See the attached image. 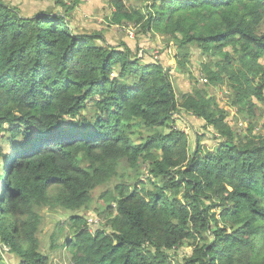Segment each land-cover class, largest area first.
Returning a JSON list of instances; mask_svg holds the SVG:
<instances>
[{
    "label": "trees",
    "instance_id": "trees-1",
    "mask_svg": "<svg viewBox=\"0 0 264 264\" xmlns=\"http://www.w3.org/2000/svg\"><path fill=\"white\" fill-rule=\"evenodd\" d=\"M111 4L112 25L197 48L214 59L206 83L226 81L239 112L264 111V0ZM66 15L22 17L0 2V246L12 264H49L34 208L81 209L121 160L146 172L133 188L100 194L104 228L70 217L62 245L72 264H169L183 244L192 250L183 264H264V124L239 136L204 89L178 101L160 63L99 45ZM182 112L214 131L212 151L199 136L190 150L173 129Z\"/></svg>",
    "mask_w": 264,
    "mask_h": 264
},
{
    "label": "rangeland",
    "instance_id": "rangeland-1",
    "mask_svg": "<svg viewBox=\"0 0 264 264\" xmlns=\"http://www.w3.org/2000/svg\"><path fill=\"white\" fill-rule=\"evenodd\" d=\"M112 0H0L22 17H31L37 12H53L64 14L70 20L76 22V16H80L79 24H72V29L77 33H91L100 36L99 45L111 47L126 45L131 50V56L143 57L147 63L156 61L160 63L168 73L174 94L179 101L183 94L191 93L195 88H202L208 97L215 99L218 106L227 111L226 121L232 130L239 136L248 133V128L254 127L253 134H262L261 126L264 124V111L257 101L252 100L260 109L254 114L239 112L233 105L234 95L229 86L224 83L209 85L202 81L205 79L203 67L214 59L203 55L195 47L180 48L175 40L157 33L145 32L139 26L133 24L112 25L110 16L114 12ZM146 0H122L128 8L143 9ZM35 6L34 8H30ZM74 15V16H73ZM84 22V23H83ZM83 23V24H81ZM258 29V33L262 31ZM186 51V53H185ZM183 56H185L183 58ZM264 66V59L260 60ZM206 80V79H205ZM251 125V126H250ZM174 130L184 132L188 137L189 148L196 144V136L202 148L212 151L217 144V136L214 131L205 125L202 120L195 119L192 115L182 112L174 115ZM145 136L149 133L139 130ZM117 175L108 183L96 187L91 192V201L81 209L71 212L58 206L41 205L34 208L37 214L38 229L37 238L39 250L49 259V264H72L67 249L62 245L64 240L70 238L69 219L72 215L82 217L84 220H95L97 229L104 228L102 210L105 203L99 198L105 191H113L116 186L131 188L146 172L145 165L132 169L125 160H121ZM133 188V187H132ZM52 246L54 248H52ZM6 247L0 246V255L4 264L9 262V254L5 253ZM191 248L187 244L169 252V264H183V260L191 254Z\"/></svg>",
    "mask_w": 264,
    "mask_h": 264
},
{
    "label": "crops",
    "instance_id": "crops-1",
    "mask_svg": "<svg viewBox=\"0 0 264 264\" xmlns=\"http://www.w3.org/2000/svg\"><path fill=\"white\" fill-rule=\"evenodd\" d=\"M35 6H31L30 8L32 9V8H34ZM74 16V15H73ZM79 21H80V16H76V22L74 21V20H70V26H71V23L72 24H76V23H78L79 24ZM80 22H82V21H80ZM84 23V22H83ZM83 23H81V24H83ZM13 263V258L11 257V256H9V262H8V264H12Z\"/></svg>",
    "mask_w": 264,
    "mask_h": 264
},
{
    "label": "built area",
    "instance_id": "built-area-1",
    "mask_svg": "<svg viewBox=\"0 0 264 264\" xmlns=\"http://www.w3.org/2000/svg\"><path fill=\"white\" fill-rule=\"evenodd\" d=\"M45 1H46V0H45ZM202 81L206 82V80H205V79H202ZM88 222H90L91 224H95V223H96V221H95V220H88Z\"/></svg>",
    "mask_w": 264,
    "mask_h": 264
}]
</instances>
